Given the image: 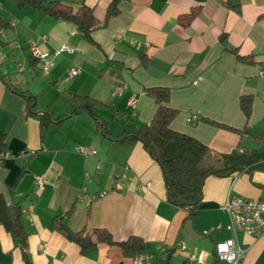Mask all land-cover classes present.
<instances>
[{
    "label": "crops",
    "instance_id": "obj_1",
    "mask_svg": "<svg viewBox=\"0 0 264 264\" xmlns=\"http://www.w3.org/2000/svg\"><path fill=\"white\" fill-rule=\"evenodd\" d=\"M42 1L75 11L87 6L100 28L88 41L74 23L0 0L7 26L0 28V74L10 85L0 79V138L9 154L0 162V194L23 210L30 264H135L118 246L99 244L83 255L55 230L59 218L72 232L105 229L116 242L143 239L151 247L150 264L170 258L171 264H213L215 246L235 237L225 229V203L264 198V160L208 177L193 221L190 209L169 203L162 170L143 145L106 139L95 120L107 122L113 137L136 132L156 113L150 90L168 88L170 106L179 111L171 129L208 147L205 168H223L235 152L263 154L264 0H119V14L109 21L115 0ZM31 41L56 53L48 74L31 56ZM235 51L254 64L238 61ZM72 68L80 70L74 78ZM24 93L35 99L33 113ZM69 95L108 109L74 112ZM244 96L253 99L249 121L240 108ZM133 97L137 103L130 106ZM245 128L258 138L237 132ZM76 146L97 155L82 157ZM216 226L223 229L203 236ZM236 238L246 250L241 264H264V234L237 232ZM0 264H25L18 242L1 225Z\"/></svg>",
    "mask_w": 264,
    "mask_h": 264
},
{
    "label": "trees",
    "instance_id": "obj_2",
    "mask_svg": "<svg viewBox=\"0 0 264 264\" xmlns=\"http://www.w3.org/2000/svg\"><path fill=\"white\" fill-rule=\"evenodd\" d=\"M18 6H29L40 11L45 16H50L59 21L74 23L83 39L92 41V33L100 28V24L93 14V10L87 6L80 7L77 11L61 2H43L42 0H13ZM119 0H115L107 10V21L119 14ZM197 11L191 14L194 17ZM7 26L0 21V28ZM225 42L224 39H222ZM238 61L247 64H254L252 57H242L237 51L234 52ZM32 58V57H31ZM144 59V57H143ZM36 63L39 61L34 59ZM0 79L10 86L5 76L0 74ZM155 99L157 110L150 124L142 125L136 132H125L119 137L109 134V124L102 120H95L97 129L103 137L118 143H141L149 155L160 166L167 188V198L169 203L178 208L190 209V217L195 221L198 217V209L203 200V189L205 181L210 176H228L236 172H241L245 168L264 160V153H233L227 157L226 164L221 169L205 168L202 164L209 155V149L200 141L175 132L171 129V123L177 117L179 111L170 106V90L168 88H155L150 90ZM23 95L29 100L31 113L34 111L35 99L31 96ZM73 102L74 112H86L93 115L98 108L108 109V106L99 101L69 95ZM253 99L252 97H241L240 108L247 121L251 117ZM231 130V129H229ZM241 135H250L258 138V135L250 128L237 131ZM5 139L0 138V152H5ZM23 210L17 204H9L4 196L0 194V225L3 226L18 242V246L23 251L25 264H30L28 260V235L23 226ZM55 230L58 231L68 241L79 246L83 255L87 254L94 246L104 244L109 247L118 246L127 258H135L143 254H150L151 247L139 237H130L127 241L116 242L111 233L105 229H96L92 232L70 231L59 218L54 221ZM162 264H171V258Z\"/></svg>",
    "mask_w": 264,
    "mask_h": 264
},
{
    "label": "built area",
    "instance_id": "obj_3",
    "mask_svg": "<svg viewBox=\"0 0 264 264\" xmlns=\"http://www.w3.org/2000/svg\"><path fill=\"white\" fill-rule=\"evenodd\" d=\"M29 49L31 56L37 59L41 63V70L44 74H48L53 67V57L56 55L49 52H42L40 50L39 44L35 41L29 43ZM69 52H72L69 50ZM80 70L78 68H72L68 76L74 78L79 75ZM137 103L136 98H131L129 101L130 106H135ZM195 116L189 118V122L192 121ZM75 152L85 158L95 157L97 151L95 149L76 146ZM9 157L7 152H0V162H3ZM128 172L129 168H125ZM122 178L118 180L120 182ZM43 180L37 179V185L41 189L43 187ZM119 187V184H117ZM92 199H88L91 202ZM224 212L229 217V224L226 226V230L233 233L235 237L223 242L218 243L215 246V262L213 264H241L242 260L246 255V250H244L238 243L236 238L237 232H243L251 237H259L264 234V198L263 199H249L242 197L230 198L223 206ZM222 226L212 227L210 230L204 231L203 236H210L211 234L221 231ZM44 245L40 246L43 249ZM183 249H186V245H182ZM162 252L165 251L164 248H160ZM135 264L147 263L153 259L151 254H143L138 257L133 258Z\"/></svg>",
    "mask_w": 264,
    "mask_h": 264
}]
</instances>
